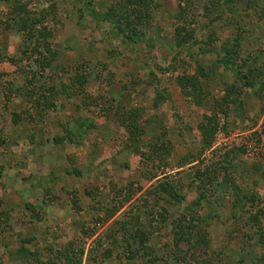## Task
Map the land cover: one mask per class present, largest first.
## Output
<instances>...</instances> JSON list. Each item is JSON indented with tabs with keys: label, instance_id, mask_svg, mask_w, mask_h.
Instances as JSON below:
<instances>
[{
	"label": "rangeland",
	"instance_id": "rangeland-1",
	"mask_svg": "<svg viewBox=\"0 0 264 264\" xmlns=\"http://www.w3.org/2000/svg\"><path fill=\"white\" fill-rule=\"evenodd\" d=\"M9 1L0 0V264H264V99L241 76L255 70L264 82V0H150L133 41L102 18L120 0H91L96 13L84 0H19L30 15L48 13L50 66ZM180 25L197 42L177 47ZM224 46L237 59L214 66ZM182 75H198L202 104L184 95ZM51 86L56 106L42 114L34 99ZM229 91L236 101L203 149L198 124ZM206 164L241 194L230 184L207 197L195 175ZM167 182L184 199L165 195ZM187 212L195 217L177 242Z\"/></svg>",
	"mask_w": 264,
	"mask_h": 264
},
{
	"label": "trees",
	"instance_id": "trees-1",
	"mask_svg": "<svg viewBox=\"0 0 264 264\" xmlns=\"http://www.w3.org/2000/svg\"><path fill=\"white\" fill-rule=\"evenodd\" d=\"M7 1V0H6ZM87 6L96 13V10L94 6H92L91 0H84ZM230 0H227L229 2ZM219 2V1H218ZM255 1H253L254 3ZM9 4L12 5V9L14 12V17L17 19V23L20 25L21 28H25L27 38H25V42L29 43L35 42L33 47L34 52L38 53L43 60L41 59L42 66H50L55 59V53L53 49H51L48 38L50 36V27L49 24H47V15L48 13L41 15V14H34L30 15L29 11L27 9V6L25 4H21L19 0L15 1H9ZM211 9V8H209ZM151 1L150 0H120L118 5H111L107 11L102 13V18L106 21L111 22L118 30L119 35L125 37L128 41H133L135 37L141 32L139 30L138 25L143 22L144 18L148 19L151 17ZM30 13H32L30 11ZM53 10L49 11V14L52 16ZM194 40V41H193ZM197 42L195 39H193V31H188L185 25H180L176 29V46L177 47H183L187 44H191ZM226 45V44H225ZM224 56L218 57L216 60V64L214 66H219L220 64L229 65V63L234 62L235 59H237V52L236 50L229 49L227 46H224ZM45 51V54L43 51ZM26 53L27 51L24 50ZM234 53V54H233ZM38 58V57H37ZM256 56L253 57V60H256ZM251 59L250 56L248 58H243L242 64H247V61ZM13 60V59H12ZM242 65H239V67ZM235 67L239 68L237 65ZM242 68V67H240ZM201 73L205 75L206 70L204 67H200ZM205 70V71H204ZM240 71V70H239ZM243 70H241L242 72ZM255 70H253V75L247 73H243L242 79H246L245 85L249 87H253L254 90H256L257 94H259L260 98L264 99V82L261 81L258 85V80L260 73L256 76V73H254ZM257 72V71H256ZM178 82L182 88V91L185 96H192L194 100H196L197 104H202L204 99L208 98V92L204 89L203 84L198 79V75H182L178 76ZM29 83L32 85L34 83V80L29 79ZM75 83L79 84V86H84L87 83V75L84 72H81L76 75ZM57 88L55 86L48 87L44 92L38 91L37 93H40L37 97V99H34V106L39 110L40 113H46L48 109L55 108L56 104L53 100L54 96H57ZM49 92L52 95H50ZM28 95L30 94L31 97H33L34 94H36L35 87H31ZM232 91L228 92L226 95L222 97L221 101H217L218 108L215 109V111L211 115H205V119L201 121L198 124V128L202 135V140L204 142L203 149L210 148L213 143V138L218 130L219 127V121H220V114H224L227 116L229 114L230 105L236 101L235 98H231ZM51 96V97H50ZM19 114L14 113V122L18 123L19 121ZM55 142L58 144L64 143L65 141L74 142V137L72 134L68 136H62V137H56ZM215 170L211 168V165L206 164L204 168H197L195 171V175L197 180L200 182V185L203 187V192L207 194V197L209 193H207V190H210L208 187H212L213 189H216L218 186H229L230 184H233L236 189V195L239 196L241 194L237 190L240 189L238 185H236L234 179L232 176H229L228 182H222L219 184L217 181V176L214 174ZM160 190L164 192L165 195L172 196L178 199H184L185 194L181 192L182 188L180 185L175 186L169 182L167 183H161L159 185ZM203 198H206L205 194L203 193ZM255 197L253 196V199ZM76 203V201H75ZM194 210V209H193ZM165 212H159L161 219L166 220V211L167 209L164 208ZM193 213H196V211H193ZM195 214L184 213L182 215V218L179 220L178 225L180 226L179 229V237H177V242L183 239V233L181 232L182 229V222H185L190 219H194ZM253 218H255L257 221H259L258 215H253ZM188 230L186 234H190L192 232V227L194 226V223L188 222ZM191 228V229H190ZM136 233L139 236L140 242L144 246L143 248H147V240L148 236L146 235L145 231L137 228ZM182 236V237H181ZM197 246H206L207 241L206 237L203 234H199L197 239ZM69 264H78L79 261L76 260H69Z\"/></svg>",
	"mask_w": 264,
	"mask_h": 264
}]
</instances>
